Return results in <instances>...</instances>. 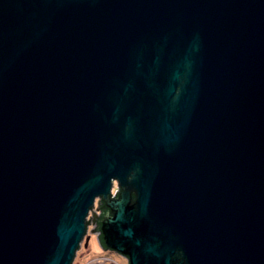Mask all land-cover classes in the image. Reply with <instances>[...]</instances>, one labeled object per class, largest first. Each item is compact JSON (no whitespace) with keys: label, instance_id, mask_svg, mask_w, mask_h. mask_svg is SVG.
<instances>
[{"label":"water","instance_id":"95a60500","mask_svg":"<svg viewBox=\"0 0 264 264\" xmlns=\"http://www.w3.org/2000/svg\"><path fill=\"white\" fill-rule=\"evenodd\" d=\"M96 198L129 264H264V0H0V264Z\"/></svg>","mask_w":264,"mask_h":264},{"label":"rangeland","instance_id":"374dc122","mask_svg":"<svg viewBox=\"0 0 264 264\" xmlns=\"http://www.w3.org/2000/svg\"><path fill=\"white\" fill-rule=\"evenodd\" d=\"M113 190H117L116 183ZM92 214V212L89 213L87 219H90ZM92 228L93 224L90 221L72 264H129L128 258L121 253L116 250L104 249Z\"/></svg>","mask_w":264,"mask_h":264},{"label":"flooded vegetation","instance_id":"af4514ba","mask_svg":"<svg viewBox=\"0 0 264 264\" xmlns=\"http://www.w3.org/2000/svg\"><path fill=\"white\" fill-rule=\"evenodd\" d=\"M102 201H101V199H99V198H96V200H95V205L92 207V209H91V211H90V213L92 212L93 213V217H92V224H93V228H94V232L96 233V235H97V237H98V240H99V237H100V235H101V233H100V218H101V215H103V213H104V210H105V208H104V206L102 205ZM101 245H102V243H101ZM102 247L104 248V249H109V250H112V249H110V248H106V247H104L103 245H102Z\"/></svg>","mask_w":264,"mask_h":264},{"label":"trees","instance_id":"16d2710c","mask_svg":"<svg viewBox=\"0 0 264 264\" xmlns=\"http://www.w3.org/2000/svg\"><path fill=\"white\" fill-rule=\"evenodd\" d=\"M102 205H103V203H102ZM103 206H104V205H103ZM104 208H105V207H104ZM106 210H107V208H105L104 213H105ZM104 213H103V214H104ZM101 216H102V215H101ZM99 221H100V220H99Z\"/></svg>","mask_w":264,"mask_h":264},{"label":"bare ground","instance_id":"6f19581e","mask_svg":"<svg viewBox=\"0 0 264 264\" xmlns=\"http://www.w3.org/2000/svg\"><path fill=\"white\" fill-rule=\"evenodd\" d=\"M95 205V204H94Z\"/></svg>","mask_w":264,"mask_h":264}]
</instances>
